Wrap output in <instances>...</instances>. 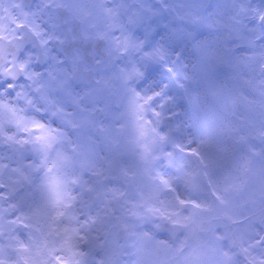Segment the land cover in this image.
Masks as SVG:
<instances>
[{"label":"snow or ice","instance_id":"snow-or-ice-1","mask_svg":"<svg viewBox=\"0 0 264 264\" xmlns=\"http://www.w3.org/2000/svg\"><path fill=\"white\" fill-rule=\"evenodd\" d=\"M95 7L102 23L85 27L94 10L79 0H0V264H103L95 257L110 243L123 253L137 237L178 252L185 264H264V6L241 5L232 17L240 23L236 16L250 12L259 20L262 51L255 85L260 126L254 137L249 118L233 113L231 147L209 125L181 120L174 110L181 105L170 95L178 85L189 103L199 102L193 97L199 89L223 97L221 65L231 68L230 79L253 87L256 70L243 63L246 57L210 45L225 27L219 6L102 0ZM177 20L192 27L177 28ZM177 33L207 56L189 67L186 49L166 42ZM153 64L161 78L149 82ZM113 86L121 94L115 107L108 104ZM111 112L118 114L114 123L127 119L131 127L135 165L125 153L82 149L81 131L103 133ZM257 191L259 231L237 233L232 226L249 217L238 211L236 197L254 203ZM201 217L211 224L196 225L209 236L200 245L206 255L193 259L188 240ZM145 222L185 240L157 239L141 228ZM113 229L125 243L110 239Z\"/></svg>","mask_w":264,"mask_h":264},{"label":"rangeland","instance_id":"rangeland-1","mask_svg":"<svg viewBox=\"0 0 264 264\" xmlns=\"http://www.w3.org/2000/svg\"><path fill=\"white\" fill-rule=\"evenodd\" d=\"M102 2V0H79V3L88 9H93V15L86 21L85 27L89 26L91 23H102L100 18V10L95 6ZM213 5L219 6V11L222 16V23L225 26L220 34L213 33L209 37L210 45L212 48L215 47H227L234 49L237 57H246L243 61L249 69H255L256 71L251 72L253 77V87L249 88L239 84L237 81L230 79L232 76V71L229 66L221 65L219 67V73L221 74V79L226 85L225 95L221 98L214 99L207 97L204 94L203 89L193 93L195 98L197 95L200 97L199 102L195 99L192 103H189L188 99L183 96L182 89L178 85H173L170 89V95L177 96V102L181 107L175 108L174 110L180 113L181 120H188L193 124H206L209 125L213 130L217 132L216 139L221 141L224 146L231 147V132L229 131V123L232 121V114H243L244 117H248V123L254 125V128L249 129L252 135L255 137L256 130L260 126V104L258 87L255 85L258 82V69H259V56L262 51L260 44L261 42L256 39V36L260 34V22L258 19H252V13H241L236 16V19L240 23H236L232 19L236 15V11L242 5L245 8L251 7L253 9L260 8L264 6V0H210ZM174 26L184 27L190 29L192 26L186 21L181 22L179 20L174 22ZM255 31V35L252 31ZM198 31H205L199 29ZM139 34V33H138ZM141 38L143 36L141 35ZM156 41L160 40L159 35L155 36ZM167 43L185 48V55L187 57L186 62L191 67V64L197 62L199 56H207V52L197 54L191 49V45L187 44L179 33L175 36H171L167 39ZM161 69L157 65H150L148 67L145 75L148 77L149 82L155 78L160 79ZM167 83V81H165ZM183 83V81H181ZM118 86H113V95L108 101V104L115 107L120 103L121 94L117 91ZM254 101V103H250ZM122 111V110H121ZM108 120L105 121V131L100 132L98 135L99 140L96 139L95 131L96 128L91 130H82L79 134V141L82 145V149L87 153H100L102 150L104 152H113L116 154L125 153V159L128 161L129 165H135L136 161L132 154V148L130 145L131 139V127L128 125L127 119L124 120L123 126L121 124L114 123L115 119L118 118V114L115 112L108 113ZM102 119V118H101ZM99 127V126H98ZM70 139H76L75 136L70 137ZM255 143L259 144V140L255 139ZM205 151H210L215 156V148H209L205 145ZM30 160H26L25 163H30ZM185 165L189 164L188 161H182ZM195 167V164H192ZM256 191L255 188L249 189V192ZM238 211L243 212V216L249 217V219L241 225H233L232 228L237 233H246L255 228V231H259L258 225L260 224L262 218V208L259 202L258 191L255 198V202H250V196H237L236 197ZM247 202V207H242ZM243 219V217H238ZM203 222L204 227H211L207 218H199L193 226L194 235L188 240L191 249L195 250L193 259L199 256L206 255V250H202L200 245L209 238L208 235L203 234L199 231L197 224ZM141 228L144 231H149V235L155 234L157 239H162L171 242L177 237L180 241L185 240V235L176 234V236H171L170 233L155 229L150 223L141 224ZM141 229H136L139 232ZM123 233H120L117 229H113V236L110 238L112 241L121 240ZM171 236V240L169 237ZM122 243L125 241L121 240ZM127 245L135 244L136 247H128L126 252L121 253L116 247V244L110 243L101 254L100 257H95L96 260H103V264H185V257L181 256L178 252L174 251H161L158 254V250L155 245L146 240L141 241L139 237L129 238L126 241ZM158 256V259L156 258Z\"/></svg>","mask_w":264,"mask_h":264},{"label":"flooded vegetation","instance_id":"flooded-vegetation-1","mask_svg":"<svg viewBox=\"0 0 264 264\" xmlns=\"http://www.w3.org/2000/svg\"><path fill=\"white\" fill-rule=\"evenodd\" d=\"M85 129H86V128H85ZM85 129H83V131H84ZM99 134H100V132L97 131V129H96V131H95V135L98 136Z\"/></svg>","mask_w":264,"mask_h":264},{"label":"water","instance_id":"water-1","mask_svg":"<svg viewBox=\"0 0 264 264\" xmlns=\"http://www.w3.org/2000/svg\"><path fill=\"white\" fill-rule=\"evenodd\" d=\"M161 253V251L160 250H158V254H160ZM156 258L158 259V256H156Z\"/></svg>","mask_w":264,"mask_h":264}]
</instances>
